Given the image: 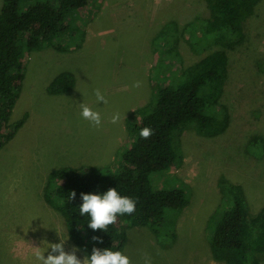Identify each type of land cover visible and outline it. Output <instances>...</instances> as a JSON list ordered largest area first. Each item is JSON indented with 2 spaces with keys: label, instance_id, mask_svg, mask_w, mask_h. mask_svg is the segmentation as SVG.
<instances>
[{
  "label": "rangeland",
  "instance_id": "obj_1",
  "mask_svg": "<svg viewBox=\"0 0 264 264\" xmlns=\"http://www.w3.org/2000/svg\"><path fill=\"white\" fill-rule=\"evenodd\" d=\"M208 15L203 0H93L81 21L86 33L79 47L61 51L51 45L27 54L9 123L25 114L26 120L0 147V264H39L36 248L43 251L60 239H67L66 250L75 245L79 257L88 255L71 240L61 211L46 199L59 183L54 173L119 162L130 138L126 120L154 94L159 31L168 21L177 22L179 57L172 63L187 67L223 48L191 45V22ZM245 33L241 44L224 47L229 77L222 101L230 107V125L212 137L185 129L174 146V165L152 173L155 187H184L189 204L178 214L166 209L158 232L149 225L126 228L122 252L132 264H225L212 258L207 227L222 198L221 176L242 185L251 214L264 205V0L246 21ZM64 73L74 75V87L52 93L50 84ZM137 81L140 86L134 87ZM96 89L106 103L97 101ZM81 103L100 112L99 127L82 117ZM117 113L120 119L112 123Z\"/></svg>",
  "mask_w": 264,
  "mask_h": 264
},
{
  "label": "trees",
  "instance_id": "obj_2",
  "mask_svg": "<svg viewBox=\"0 0 264 264\" xmlns=\"http://www.w3.org/2000/svg\"><path fill=\"white\" fill-rule=\"evenodd\" d=\"M95 1V0H94ZM93 0H3L0 9V147L24 124L26 114L9 123L13 107L25 77V57L33 50L55 46L66 51L79 47L86 33L81 21ZM209 15L190 24L191 45L203 49L216 43L215 49L187 67L176 60L178 25L168 21L159 31L154 54L158 68L153 81L152 100L137 108V115L126 120L130 138L117 164L106 167H67L57 170L58 186L46 195L63 214L71 240L90 255L93 247L123 251L126 228L149 225L158 232L166 209L180 213L189 204L182 186L155 187L151 175L173 166L180 134L195 128L212 137L225 132L231 122V110L222 101L229 77L232 48L246 39L245 23L254 15L261 0H203ZM194 38V41H193ZM163 76L166 78L163 81ZM75 84L74 75L64 73L49 86L52 93H65ZM150 127L148 139L140 130ZM258 137H253L256 144ZM179 164V162H177ZM222 198L208 220L212 258L225 264L264 263V205L254 214L248 209L241 184L225 176L219 178ZM116 187L121 195L137 200L135 211L118 216L107 231L88 227L90 216L79 214L81 193H103ZM75 199L70 198L72 191ZM99 237L100 240H94Z\"/></svg>",
  "mask_w": 264,
  "mask_h": 264
},
{
  "label": "clouds",
  "instance_id": "obj_3",
  "mask_svg": "<svg viewBox=\"0 0 264 264\" xmlns=\"http://www.w3.org/2000/svg\"><path fill=\"white\" fill-rule=\"evenodd\" d=\"M139 87L140 82L137 81L133 85ZM97 101L106 103L103 93L99 89L95 90ZM81 115L88 120L93 126L99 127L101 124L100 112L94 110L85 103L80 104ZM120 119L119 113L113 115L111 122L117 123ZM153 134L150 127H144L140 130V137L148 139ZM76 192H71L72 199H75ZM82 204L79 206V214L81 216L88 215L91 217L88 227L92 230L107 231L108 226L116 222L118 216L132 214L136 209L137 200L127 195H121L116 187H110L103 193H81ZM99 241V237H93ZM67 239H60L58 243H51L41 251L39 247L34 251V256L39 264H132L128 255L120 250L113 251L110 248L93 247L90 255L82 258L77 255L78 247L72 246L71 250L65 249ZM48 254L45 255V251ZM145 264H151L150 260H146Z\"/></svg>",
  "mask_w": 264,
  "mask_h": 264
}]
</instances>
